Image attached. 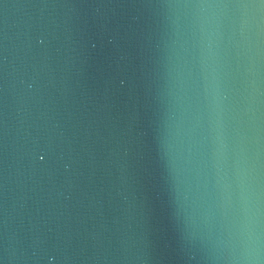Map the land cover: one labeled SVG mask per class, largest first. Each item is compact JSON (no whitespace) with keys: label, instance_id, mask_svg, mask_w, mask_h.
I'll list each match as a JSON object with an SVG mask.
<instances>
[{"label":"water","instance_id":"water-1","mask_svg":"<svg viewBox=\"0 0 264 264\" xmlns=\"http://www.w3.org/2000/svg\"><path fill=\"white\" fill-rule=\"evenodd\" d=\"M0 264H264V0H0Z\"/></svg>","mask_w":264,"mask_h":264}]
</instances>
